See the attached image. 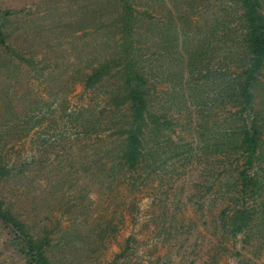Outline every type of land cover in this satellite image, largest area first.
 <instances>
[{"label":"rangeland","instance_id":"obj_1","mask_svg":"<svg viewBox=\"0 0 264 264\" xmlns=\"http://www.w3.org/2000/svg\"><path fill=\"white\" fill-rule=\"evenodd\" d=\"M240 13L236 0H0V209L25 235L0 221V264H29L28 239L48 264H264V212L235 237L218 219L241 161L219 147L241 105ZM128 62L168 123L146 128L132 172L115 102Z\"/></svg>","mask_w":264,"mask_h":264},{"label":"trees","instance_id":"obj_2","mask_svg":"<svg viewBox=\"0 0 264 264\" xmlns=\"http://www.w3.org/2000/svg\"><path fill=\"white\" fill-rule=\"evenodd\" d=\"M236 2L244 26L246 63L237 79L232 81L234 97L239 99L241 104L238 112L229 118V122L235 125L229 127L223 134L221 132L225 146L219 145L221 150L225 152L228 150V154H238L241 160L240 164L236 165L234 176L230 179L231 190L228 189V181L224 189L227 194L232 191L228 199L234 207H226L218 218L223 223L224 230L232 237L248 231L253 217L258 212H264V202H257V198H260L264 191V171L261 168L264 163V107H259L260 94L264 92V81L261 79L264 71V14L261 11V0H236ZM122 71L126 73L122 93L115 95L116 106L119 102V107L123 109L121 118L125 120L117 134L121 144L118 160L126 171L132 172L143 162L148 152L144 151L142 145L146 128L151 126L165 129L168 123L165 119L159 121L148 110V95L139 71L129 62L124 64ZM103 72V68L93 70L84 84L92 86ZM249 201L252 202L251 206ZM0 221L16 231V237L25 238L21 225L10 213L0 209ZM22 245L29 264H48L42 256L41 246H35L29 239Z\"/></svg>","mask_w":264,"mask_h":264}]
</instances>
